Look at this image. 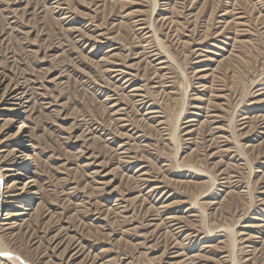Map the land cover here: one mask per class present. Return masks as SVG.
<instances>
[{
  "label": "rangeland",
  "instance_id": "374dc122",
  "mask_svg": "<svg viewBox=\"0 0 264 264\" xmlns=\"http://www.w3.org/2000/svg\"><path fill=\"white\" fill-rule=\"evenodd\" d=\"M2 80L0 162L23 120L40 190L15 254L264 264V0H0Z\"/></svg>",
  "mask_w": 264,
  "mask_h": 264
},
{
  "label": "bare ground",
  "instance_id": "6f19581e",
  "mask_svg": "<svg viewBox=\"0 0 264 264\" xmlns=\"http://www.w3.org/2000/svg\"><path fill=\"white\" fill-rule=\"evenodd\" d=\"M3 82H4V80L0 81L1 86H3V84H4ZM9 83H10V81H9ZM19 95L16 94V87H11V86H9L8 83H7V85L5 84L2 87V93L0 95V102H6V105L8 107L1 108L0 113H3L6 111V113H9L12 115L11 117L13 118V120H14V118L16 119L17 116L23 114V111H21V109L23 107L16 108L18 105H20V103H17V101L19 100L18 99L19 97H17V96H19ZM20 97H22V96H20ZM17 110H19V111H17ZM28 137H29V135H28L27 127L25 126V123L22 120L20 125H18L17 131L14 134L10 135L9 139L7 138V141H11V140L15 139L16 142L14 144L13 149H9V151L7 153V155H8L7 160L9 161V163L7 162L8 164H6V166H5L7 168H5L3 166V163H1L2 161L0 162V210L5 206V203H6L5 197H7L6 194L8 193L9 187H11V186L15 187V185L17 186V184H20L19 190L21 192L18 195L14 194L15 195V196H13L14 198L18 196L17 197L18 202L16 201L17 204L13 208H15V209L20 208V209L19 210H17V209L16 210H14V209L6 210V212L3 214V217L0 218V227L2 225H8V224L10 225V223L8 221L11 219H14L17 217L28 216L29 215L28 210H32V207H29V206L33 205L39 199V191L40 190L38 189L39 187L37 186L39 184H37L36 180L33 179V177L31 175H28V172H30L29 167H30V165H33V164H31V161H33L32 159L34 158L31 156L32 154L29 153V151L31 150L30 147H27L29 144L23 145V143L27 141L26 139ZM32 150H34V149H32ZM16 166H19V167L22 166V169L18 170V172L14 171L15 173H12V174L11 173L10 174L5 173V172L12 171L11 169H13ZM8 178H10V179L12 178V185L8 184V181H7ZM38 204L36 206L37 208H38ZM12 210H14V212H12ZM21 210H24V211H21ZM35 210H36V208H35ZM5 221H7V223L2 224ZM26 221H28V220H26ZM0 257L3 260H5L9 263H12V264H31L28 261L21 258L19 255L15 254V252L13 250L6 247L5 243L3 244L1 242V239H0Z\"/></svg>",
  "mask_w": 264,
  "mask_h": 264
}]
</instances>
